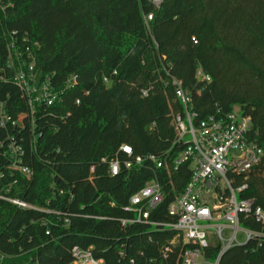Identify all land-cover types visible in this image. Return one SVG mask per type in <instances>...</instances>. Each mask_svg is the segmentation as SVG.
I'll use <instances>...</instances> for the list:
<instances>
[{
  "label": "trees",
  "instance_id": "1",
  "mask_svg": "<svg viewBox=\"0 0 264 264\" xmlns=\"http://www.w3.org/2000/svg\"><path fill=\"white\" fill-rule=\"evenodd\" d=\"M11 40L28 61L30 48L36 72L57 90L77 78L61 101L39 107L34 117L9 67ZM199 68L211 82L197 79ZM173 78L190 92L199 120L214 115L216 105L226 114L240 107L251 118L249 141L264 150V0H0V104L17 123L10 133L33 171L28 179L12 169L0 147L6 196L0 197V264H73L75 247L103 264H182L192 246L176 231L121 222L133 217L124 210L131 197L152 181L164 201L149 221H176L168 208L192 169L189 162L174 166L186 146L177 142L174 115L183 106ZM124 145L134 157L167 161L169 169L145 161L112 176L103 159H128ZM244 182L239 200L264 210V158L235 185ZM241 226L264 232L253 218L241 216ZM221 248L212 237L204 249L208 264ZM218 264H264V238L233 246Z\"/></svg>",
  "mask_w": 264,
  "mask_h": 264
},
{
  "label": "built area",
  "instance_id": "2",
  "mask_svg": "<svg viewBox=\"0 0 264 264\" xmlns=\"http://www.w3.org/2000/svg\"><path fill=\"white\" fill-rule=\"evenodd\" d=\"M160 5L162 0H152ZM153 20V14L145 16L146 25ZM16 33H13L14 38ZM25 37L23 42H27ZM194 43H197L195 39ZM11 43V44H10ZM9 44V67L16 70L14 82L20 89L28 107L34 117L37 109L42 106L52 107L61 101L65 90L75 86L77 78L73 77L66 83L65 89L57 90L52 86L50 78L45 80L36 72L34 58L30 54V48L26 47L28 61L24 58L23 48L15 40ZM197 79L211 82V78L204 74L201 68L197 71ZM107 81V79H105ZM176 98L183 106V113L174 115V123L177 130V142L186 146L183 153L175 160L177 169L184 163H191L192 175L184 192L170 205L168 213L176 221L173 223L150 222L151 211L156 209L163 201L164 194L161 185L157 181L146 184L139 192L133 195L128 206L124 210L132 213L130 219H122V225L149 224L160 230H173L178 233L185 245L192 246L182 255V264H208L204 257V249L210 246L212 237L221 243V256L233 246H238V233L243 231L246 242L255 238H264V232L241 227V216L253 218L264 226V210L255 205L252 199L239 200L238 193L247 189L244 182L236 186L238 177L248 180L249 175L260 166L264 158V150L255 143L249 141L248 133L251 128V118L244 116L241 108L235 106L230 113H224L218 105L214 115L199 120V114L194 109L193 99L182 82L173 78ZM143 96H148L144 90ZM79 103V101H78ZM17 123L12 121L4 103L0 104V137L3 134L4 141H0V147L8 156L10 167L28 179L33 176V171L25 166L26 151L22 144H17L10 133V127ZM189 137V140L186 138ZM128 159L122 161L119 157L103 162L109 164L112 176H118L123 168L130 170L133 167L142 166L145 161H152L156 168H167V161L158 159L154 155L147 157H134L130 146H122ZM4 178L0 170V183ZM16 183V181H15ZM9 190H7L8 192ZM3 195V190L0 192ZM9 202L25 209L35 208L22 201L8 199ZM47 213H52L47 210ZM60 215L59 212H54ZM225 231L230 232V237L225 238ZM50 234V231L47 232ZM175 239V240H176ZM175 241L172 242V244ZM73 264H103V260H97L91 250H83L75 247L72 251ZM0 258H3L1 255Z\"/></svg>",
  "mask_w": 264,
  "mask_h": 264
},
{
  "label": "rangeland",
  "instance_id": "3",
  "mask_svg": "<svg viewBox=\"0 0 264 264\" xmlns=\"http://www.w3.org/2000/svg\"><path fill=\"white\" fill-rule=\"evenodd\" d=\"M187 140H189V137L186 138ZM241 229L243 228L242 226L240 227ZM224 237L225 238H229L230 237V232L229 231H225L224 233ZM246 238H245V235L243 233V231H240L238 233V245H241V244H245L246 243ZM1 260V259H0Z\"/></svg>",
  "mask_w": 264,
  "mask_h": 264
},
{
  "label": "water",
  "instance_id": "4",
  "mask_svg": "<svg viewBox=\"0 0 264 264\" xmlns=\"http://www.w3.org/2000/svg\"><path fill=\"white\" fill-rule=\"evenodd\" d=\"M246 243H247V242H246ZM246 243H245V244H246Z\"/></svg>",
  "mask_w": 264,
  "mask_h": 264
}]
</instances>
